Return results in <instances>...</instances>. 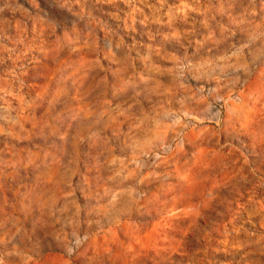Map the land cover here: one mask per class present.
Wrapping results in <instances>:
<instances>
[{"label":"rangeland","instance_id":"374dc122","mask_svg":"<svg viewBox=\"0 0 264 264\" xmlns=\"http://www.w3.org/2000/svg\"><path fill=\"white\" fill-rule=\"evenodd\" d=\"M0 264H264V0H0Z\"/></svg>","mask_w":264,"mask_h":264}]
</instances>
